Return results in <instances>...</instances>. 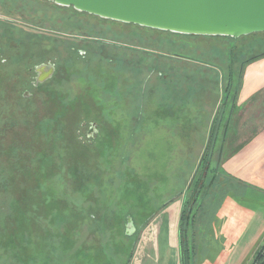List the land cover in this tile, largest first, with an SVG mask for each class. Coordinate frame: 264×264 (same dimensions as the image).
I'll use <instances>...</instances> for the list:
<instances>
[{
  "label": "rangeland",
  "instance_id": "1",
  "mask_svg": "<svg viewBox=\"0 0 264 264\" xmlns=\"http://www.w3.org/2000/svg\"><path fill=\"white\" fill-rule=\"evenodd\" d=\"M6 1L20 14L8 15L0 4V16L28 37L18 35L22 47L5 64L0 57V92L12 85L21 92L11 107L0 97V264H73L92 254L94 264H127L141 228L162 206L181 196L186 201L196 174L194 185L199 176L221 174L224 112L238 71L230 65L233 42L164 35L49 1ZM1 26L0 38L7 24ZM96 35L115 45L88 43ZM239 46L246 49L234 50V60L263 53L264 33ZM128 47L159 55L145 58ZM34 55L57 65L38 88L25 82L24 66L16 67ZM90 123L99 124L97 140ZM188 192L182 242L192 238L186 225L200 196L212 195L204 187L200 196ZM210 214L194 238L198 231L218 238L219 221ZM129 221L136 232L127 238ZM182 262L195 264L192 252L183 250Z\"/></svg>",
  "mask_w": 264,
  "mask_h": 264
},
{
  "label": "crops",
  "instance_id": "2",
  "mask_svg": "<svg viewBox=\"0 0 264 264\" xmlns=\"http://www.w3.org/2000/svg\"><path fill=\"white\" fill-rule=\"evenodd\" d=\"M237 88L224 112L228 123L220 159L224 185L210 206L217 212L218 238H204L198 231L194 240H186L190 248L181 241L179 222L185 207L181 196L162 206L143 225L128 264H182V249L186 248L195 264H251L263 246L264 57L245 65Z\"/></svg>",
  "mask_w": 264,
  "mask_h": 264
},
{
  "label": "water",
  "instance_id": "3",
  "mask_svg": "<svg viewBox=\"0 0 264 264\" xmlns=\"http://www.w3.org/2000/svg\"><path fill=\"white\" fill-rule=\"evenodd\" d=\"M104 20L133 24L181 35L238 39L264 33V0H46ZM46 68H48L47 71ZM37 84L50 80L55 68L36 69ZM29 93H25L27 97ZM93 137L96 123H90ZM94 132V133H93ZM90 138V136L88 135ZM87 137V138H88ZM222 149L220 151V157ZM215 177L209 184V188ZM136 229L129 221L126 234Z\"/></svg>",
  "mask_w": 264,
  "mask_h": 264
},
{
  "label": "trees",
  "instance_id": "4",
  "mask_svg": "<svg viewBox=\"0 0 264 264\" xmlns=\"http://www.w3.org/2000/svg\"><path fill=\"white\" fill-rule=\"evenodd\" d=\"M43 1H45V2H47L46 0H43ZM47 3H49V2H47ZM0 4L2 5V6H4V10H6V14H8V15H11V14H14V13H17V14H20L18 11H16V7H15V5L13 6V3H11V1H9V2H7L6 0H0ZM21 12V11H20ZM22 13V12H21ZM86 14V13H85ZM24 16L25 17H28V15L27 14H24ZM23 16V17H24ZM30 19H32L31 21H33L35 24H38V19L36 18V19H33V18H30ZM130 27H136V28H140V26H137V25H133V24H131V25H129ZM1 27H3L4 28V26H1ZM2 28V29H3ZM12 30H14V34L13 33H11V31ZM147 30H151V29H147ZM5 31V32H4ZM151 31H154V30H151ZM4 32V33H3ZM155 32H159V31H157V30H155ZM2 33L3 34H5L6 35V39H7V42L8 41H15V43H16V45H17V47L18 48H20V47H22V45H21V42H19L20 41V39L18 38V35H20L21 37H23V38H25V36H26V34L25 33H23V31H19L18 29H13V27L12 26H10V25H8V26H6V29L5 30H3L2 32H1V38H2ZM160 34H164V35H170V36H175V37H182V38H189V37H191V36H181V35H174V34H171V33H169V32H161ZM5 35H3V36H5ZM26 37H28V36H26ZM91 37V40H89L88 41V43H91V45H99V46H104L105 44L104 43H108V42H104L103 40H98V38L99 37H97V35L95 36L96 38H97V40H95V38H93V36H90ZM247 37V36H246ZM246 37H241V38H238V39H233V38H230V37H226V38H220V39H225V40H230V41H232L233 42V45L231 46V52L233 53V55H232V61L230 62V65H232L233 67H234V65H236V66H238V71H236L234 74H233V77H234V87H233V93L236 91V89H238L237 87H238V82L241 80V77H242V74H243V71H244V67H245V65L246 64H248V63H250V62H252V61H254V60H256V59H260V58H263L264 57V52L263 53H260V54H256V55H253V56H251V57H249V58H247V59H239V60H237V58H236V60H234L235 59V57H234V55H235V52L236 51H238V52H242V51H244L246 48H241L240 46L239 47H237L236 49L234 48V46H235V43H236V41H238V40H245V38ZM200 38V37H199ZM92 41H94V42H92ZM108 44H112V45H115V44H113V43H108ZM102 48V47H101ZM118 48V47H117ZM116 48V49H117ZM102 51H103V48L101 49ZM234 50H235V52H234ZM102 51H100V53H102ZM128 51H130V52H133V53H136V54H143L144 53V57L145 58H150L151 57V55L152 54H155V55H159L157 52H151V51H148V50H142V49H136V48H134V47H128ZM73 52H75L74 50H73ZM78 53H80V52H78ZM95 53H99V52H95ZM81 54V53H80ZM83 56V55H82ZM176 57H179L178 55H175ZM31 59H34V60H36V62L35 63H38V62H42V60H40V59H38L37 58V56H29V58L28 59H26L25 61H23L22 62V64H20V65H16V67H20V68H22L23 66L25 67V69H26V71H27V64H25L28 60H31ZM163 59V58H162ZM133 65H136L135 63H131V66H133ZM146 66V65H145ZM231 66V67H232ZM138 66L136 65V68H137ZM146 67H148V66H146ZM151 71L153 72V73H156L157 72V70L155 69V67H153L152 69H151ZM8 73H11V69L9 68V71H8ZM28 81V80H27ZM29 82V81H28ZM29 86L31 87V85H30V82H29ZM19 86L17 85V86H14V85H12L8 90H5L4 92H0V97H1V99H6L7 98V100H8V104H9V107H11L12 106V100L14 99V102H15V99L16 98H20V94L19 93H21L20 91H19V88H18ZM24 97V96H23ZM218 113L219 112H217L216 113V117H215V119L213 120V123H212V130H211V136H210V138H212V135H213V133H214V129H215V126H216V124H217V122H218ZM227 120V119H226ZM83 123H85V121L83 122ZM82 123V124H83ZM227 121H225V127L227 126ZM98 139V138H97ZM224 140H223V144L222 145H224V143H225V133H224V138H223ZM96 142V141H95ZM94 142V143H95ZM93 143V144H94ZM196 176H197V174L195 175V177H194V181L191 183V186L189 187V190L188 191H190V198H192L193 197V195H194V192L195 191H197L196 192V194L195 195H197L198 194V196H200V192H199V189H200V191L203 189V187H204V192H205V190H207V186H208V184L210 183V180H211V178L213 177V176H215L214 174L212 175V177L210 178V179H202V178H204V177H200L199 176V178H198V180L196 181V184L194 185V183H195V178H196ZM220 176H221V174H219V173H217L216 174V179H219L220 178ZM202 182H204V184H202V187L200 188V186H201V183ZM194 185V186H193ZM198 188V189H197ZM220 189V187L218 188V190ZM218 190L216 191V192H211L212 193V195H214L215 197L217 196V193H218ZM187 191V199H186V201L188 200V197H189V192ZM202 193V195H204L205 193ZM185 201V202H186ZM203 202V196H200V200H198V202H197V205L196 206H200L201 205V203ZM189 203V201H187V203L186 204H188ZM186 206V205H185ZM184 210L185 211H183L184 212V218H185V212H186V209H185V207H184ZM125 236L127 237V238H129L128 237V235L125 233ZM133 245H134V243H133ZM133 245H132V248H133ZM132 248H131V250H130V252H129V256L126 258V262L125 263H127L128 264V262H129V257H130V254H131V251H132ZM184 250V252H186V250L185 249H183ZM77 258H79V257H77ZM77 258H74V259H77ZM95 259H96V257L92 254V258H91V261L90 260H87V259H85L84 261H78V259L77 260H74L73 261V264H94V262H95ZM251 264H264V244H263V246L256 252V254H255V257H254V259H253V261H252V263Z\"/></svg>",
  "mask_w": 264,
  "mask_h": 264
},
{
  "label": "flooded vegetation",
  "instance_id": "5",
  "mask_svg": "<svg viewBox=\"0 0 264 264\" xmlns=\"http://www.w3.org/2000/svg\"><path fill=\"white\" fill-rule=\"evenodd\" d=\"M12 21L13 20L10 19L5 14H2L0 16V26L2 24L6 23L7 26L10 25V26L13 27V29H17L16 24L12 23ZM11 33L14 34V30H12ZM3 40L4 41L7 40L6 39V35L5 36L2 35V38H0V41H3ZM16 50H18V47H17L16 43L13 42V41H8V42L6 41L4 43V47L3 46H0V57L1 56L3 57V58L1 57L2 58L1 59L2 60V63L5 64L8 61V58L7 57L10 55V53H13L14 54V51H16ZM27 62H29V61H27ZM35 62H36V60H34V59H31L30 60V63H32V66L33 67H30V68L27 69L26 75H27V80L30 82L31 86L34 87V88H38L41 85L37 84V78H38V75L36 76V74H38L37 71H36L37 67L38 66H41L43 64H47V65L50 64V65H53L54 66L55 72H56L57 65H56V62L55 61L38 62V63H35ZM47 70H48V68H46V71ZM27 80H25V82ZM23 94H25V93H23ZM98 126H99V124H97V128H99ZM97 132L98 133L95 135L96 137L94 138V140H97L98 136L100 135V129H98ZM94 140L93 141H90V142L93 143ZM220 180H221L220 178L219 179H216V177H215L214 182L211 184L210 188L208 187L207 193H208V190H211L212 193L213 192H216L219 187H221L222 185H224V184H221ZM207 193H205V196H206ZM214 202H216V197L214 195H208V196L205 197V199L203 198V202L201 203L200 206L198 205V206H196V208H193L194 209V210H192L193 218L190 219L189 222H188V224L186 225V228L188 230H190V236L192 237L191 239L194 240V237L195 236L193 235V233L195 232V234H196L195 227L196 226L198 227V226L203 225L204 224V221L209 219V217L211 215L210 213L212 212V210H210V206L212 204H214ZM187 229L185 231L186 232V235L188 233ZM192 251H193V248H192Z\"/></svg>",
  "mask_w": 264,
  "mask_h": 264
}]
</instances>
